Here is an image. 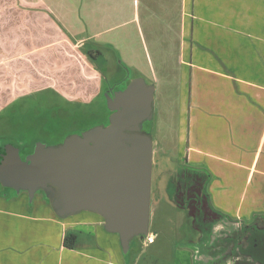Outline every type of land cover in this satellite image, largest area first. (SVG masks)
Returning a JSON list of instances; mask_svg holds the SVG:
<instances>
[{"label":"crops","instance_id":"obj_1","mask_svg":"<svg viewBox=\"0 0 264 264\" xmlns=\"http://www.w3.org/2000/svg\"><path fill=\"white\" fill-rule=\"evenodd\" d=\"M51 3L57 4L55 9ZM71 9L87 16L128 14L132 19L127 22L134 21L139 29L140 22L145 31L161 29L146 31L156 55L161 51L157 38L168 32L175 36L164 48L170 59L158 57L157 62L162 74L167 72L163 68L178 70L170 71L169 85L177 89L170 97L167 77L155 83L164 118L163 132L153 141L150 212L182 210L168 187L163 193L158 190V177L169 167L162 169L161 164L170 148L176 151L178 166L209 174L208 193L216 211L239 222L264 221V0H74ZM64 12L61 0H0V111L31 90L28 71L20 74L18 60L26 53L64 46ZM67 42L82 47L86 40ZM25 43L31 48L20 50ZM65 60L53 66L75 65ZM73 84L77 97L88 101L81 100L83 105L100 96ZM64 85L61 89L72 91ZM174 120L175 140L166 131ZM89 215L95 214L60 219L40 194L30 200L25 192L1 187L0 264H143L142 246L133 243V254H123L118 236L105 232L103 222ZM161 234V228L149 230L144 248ZM68 235L76 237L71 249L64 245ZM148 253L159 257L155 249ZM173 259V264H194L191 247H175Z\"/></svg>","mask_w":264,"mask_h":264},{"label":"water","instance_id":"obj_2","mask_svg":"<svg viewBox=\"0 0 264 264\" xmlns=\"http://www.w3.org/2000/svg\"><path fill=\"white\" fill-rule=\"evenodd\" d=\"M154 95L152 83L142 77L129 79L123 89L104 95L110 112L107 125L71 134L57 145L37 142L24 159L17 147L6 144L0 161V186L25 192L30 200L42 192L60 219L82 212L99 216L105 232L117 235L122 253L127 254L135 239L144 241L149 236ZM222 222L225 229L217 234L214 225L204 243L200 234L198 243L203 248L196 252L192 247L193 260L200 262L207 252L206 258L215 264H242V260L261 264L257 257L262 255L244 253L239 233L229 228L243 224L241 238H251L256 251L264 242V221L255 218L248 225L237 220Z\"/></svg>","mask_w":264,"mask_h":264},{"label":"rangeland","instance_id":"obj_3","mask_svg":"<svg viewBox=\"0 0 264 264\" xmlns=\"http://www.w3.org/2000/svg\"><path fill=\"white\" fill-rule=\"evenodd\" d=\"M61 1L64 4V14H68L67 21L64 23V27L61 31L62 36L66 37V39L72 43L79 39V37H84L86 43H84L82 47H77L75 44H72V46L69 45L67 40H65L63 43L64 46L59 45L55 47L56 50L50 48V50L47 49L45 51H33L26 53L18 60L20 74L25 73L23 71H28L29 82L31 83L29 88H31V90H28V92L25 91V93L22 92L19 99L15 100L13 104L9 105L6 109L3 108L0 111V144H12L19 148L17 145L22 141L27 143L39 137L42 138L40 134H38L42 127L70 133L81 126H93L95 124L94 122L98 120V117L92 116L91 113L98 115L102 110V108L100 109V105H103L105 102V97L100 94L102 78L106 79V77L113 72L114 74L125 76V81L136 77H142L148 83H152L156 86L155 83L162 77H167L166 81L168 82L167 85H169L171 81L170 71L173 70V72H176L178 70L176 66L163 68L162 70H167V72L162 74L161 67L157 64L158 57L159 59L167 57L164 48L170 45V39L175 38V36H171L170 32H168V34H161L157 38V42H159V44H157L161 51L156 55L151 47L150 39L146 31L153 32L156 30V32H159L161 29L150 27L145 31V29L141 28V22L139 29L134 21L127 22L128 19H132V16L128 14H115L114 17L111 18L108 17L107 14H95L94 16L73 14L71 7L74 0ZM50 6L55 9L57 4L51 3ZM70 24H72V26L75 25L76 29L72 28ZM108 27L111 28L105 30ZM75 30L78 35H76ZM30 48L31 44L25 43L23 47H20V50H28ZM57 52L61 54L56 57ZM88 52H94L95 58L89 57L87 55ZM78 53H81L82 59L80 56L78 57ZM28 54L30 56L24 58ZM47 55H50L51 59L44 57ZM65 58L74 61L75 65L53 66V64L57 65L58 62H61L59 65H62L64 61H66ZM167 59H170V57L168 56ZM116 67L120 69V72L116 70ZM83 74H85L84 78ZM156 75H158L157 79L155 78ZM64 82L69 84L73 92L61 89L62 86H65ZM73 83L77 84V88L79 87L78 90H81L80 86L83 88L87 87L92 91L91 94H100V96H98L93 103L83 105L81 100L83 102L88 101L83 100L84 98L82 97H77L78 94H76V91L74 92L76 86H74ZM168 87L167 89H169V91L167 92V96L170 97L176 93L177 89L174 86L171 88V85ZM62 92L67 95L66 97L68 98L62 96ZM159 102L160 97L154 95V110L151 121L153 141L160 137L157 132H163L164 116L158 107ZM71 118L74 119L71 120ZM172 118L173 115H170L169 120H172ZM173 122V126L170 125V127H167V130H165L169 133V139L175 140L176 120ZM175 154L176 151L170 148L165 151L164 155L166 159L161 164V168L163 169L166 166L169 167L168 169L162 170V174L158 177L159 182L157 180L156 182L159 183L158 190L161 193L168 187V190L171 189L176 196L180 197L184 184L180 173L183 172L182 170L184 167L178 166L179 163H177ZM177 171L179 172L177 173ZM40 196L49 204L45 197L41 194ZM163 202L165 206L166 204L168 205L167 202ZM190 207L191 210L189 211L179 209H171V211L167 212L157 211V215L154 214V211L150 212V232L153 233L156 228H161V230H164V234L157 236L156 243L152 246L149 245L147 249L144 248L143 241L141 240L135 239L132 242V244L136 243L140 245V247L142 246L144 251L146 250L143 264H173V251L175 247L180 249L185 243H187L188 248L191 247L192 249V247H195L196 252L202 251L203 246L198 243L200 234L196 232L192 226V206ZM89 216H94L103 222L102 218L97 215ZM69 218H71L69 220H72L74 217ZM166 220H171L173 225L171 226V223H167ZM222 223L223 222L219 220L215 224L217 225L214 230L215 233L218 234L222 229H225V226L221 225ZM232 227L234 228V232L240 233L243 224L231 226V231L233 229ZM154 249L158 251V258H156V254L151 256L150 253H148L150 250ZM132 254L133 251L128 253L130 256ZM206 257L207 252H205L204 256H201L200 262L197 263L215 264L214 261ZM230 264L236 263L231 262Z\"/></svg>","mask_w":264,"mask_h":264},{"label":"trees","instance_id":"obj_4","mask_svg":"<svg viewBox=\"0 0 264 264\" xmlns=\"http://www.w3.org/2000/svg\"><path fill=\"white\" fill-rule=\"evenodd\" d=\"M88 55L91 58H94V56H92V52H89ZM104 105L105 104L101 105L100 109L104 108ZM0 152H4V144H0ZM182 171L183 172L180 173V176H182L184 184L181 190V196H176L171 189L168 190V192L170 197L175 201L176 205L180 209L189 211L191 210L190 206H192V226L196 232L204 237L200 240L201 243H204L203 240H208L212 227L219 220H233L213 208L208 193V185L210 181L208 173L192 168H184ZM38 194H41L44 197L42 192H38ZM75 238L76 237L74 235L66 236L64 239L65 247L71 249L75 244ZM257 258L261 264H264V256ZM193 263L198 264L196 260H193Z\"/></svg>","mask_w":264,"mask_h":264},{"label":"flooded vegetation","instance_id":"obj_5","mask_svg":"<svg viewBox=\"0 0 264 264\" xmlns=\"http://www.w3.org/2000/svg\"><path fill=\"white\" fill-rule=\"evenodd\" d=\"M92 56H94V52H92ZM113 69H115V68H113ZM116 70H118L120 72V69L117 67H116ZM128 82H129V80L125 81V76H121V74L117 75V74H114V72H113L112 74H109L108 77H106V79L102 78V86H101V93L100 94L103 95V97H104L105 93L112 95L114 93V91L123 89ZM104 101H105V99H104ZM104 104H105V102H104ZM91 114H92V116H94L96 118L98 117V120H96L94 122L95 123L94 125H107L108 124V117L110 115V112L107 110L106 106L104 108H102L101 112L98 115L95 113H91ZM72 117H75V116H72ZM72 119H74V118H71V120ZM90 127H92V126H87V127L81 126L79 128H76L74 131H72L70 133L63 132V131L59 132L58 130L55 131V130H50L47 127H42L40 132L38 133V134H40V136L42 138L39 137L40 139L38 138L36 140H32L31 142H27V143L22 141L19 143V145H17L19 147L18 149H19L20 156L22 159H24L28 154H30L33 151L34 145L37 142L45 143L47 145H57V144L61 143L67 136H69L71 134H80ZM5 145L6 144H4V146ZM3 154H4V152L3 153L0 152V161L2 159ZM246 224L248 225V224H250V222H248ZM232 230H234V228ZM250 231L251 230H249V232ZM237 236L241 240L239 242V245L242 248V251L244 253L245 252L246 253H252L251 251H253L252 254H254V255L255 254H257V255L261 254L262 256H264V245H263L264 242H261V244H259V246L261 248L259 250L255 251L256 247L254 246V242L250 241L251 238L249 239V241H246L244 237L241 238L242 235H240V233L237 234ZM204 249L208 250L209 246L204 245ZM193 255H194V253H193ZM244 258L245 257H242L241 259H244ZM244 261L245 260H242V264H247ZM230 263L231 262H229L228 264H230ZM238 263L241 264V262L236 261V264H238Z\"/></svg>","mask_w":264,"mask_h":264},{"label":"built area","instance_id":"obj_6","mask_svg":"<svg viewBox=\"0 0 264 264\" xmlns=\"http://www.w3.org/2000/svg\"><path fill=\"white\" fill-rule=\"evenodd\" d=\"M149 240V239H148Z\"/></svg>","mask_w":264,"mask_h":264}]
</instances>
